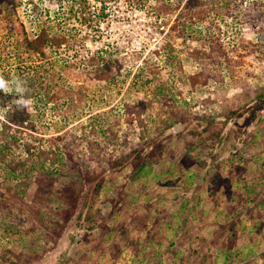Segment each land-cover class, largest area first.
<instances>
[{"label":"rangeland","instance_id":"374dc122","mask_svg":"<svg viewBox=\"0 0 264 264\" xmlns=\"http://www.w3.org/2000/svg\"><path fill=\"white\" fill-rule=\"evenodd\" d=\"M5 1L0 71L10 84L42 63L8 15L33 38L63 24L70 4L91 9L65 24L77 36L49 59L82 97L28 100L34 113L45 108L41 132L71 131L74 164L60 161L71 167L45 219L0 216V264H264V0H228L231 13L211 9L191 33L172 28L178 9L154 12L156 0H108L102 19L96 0L48 13L46 0ZM103 51L120 60L109 77L88 61ZM159 81L175 96L155 95ZM107 111L110 129H93L89 116ZM79 173L83 186L65 185Z\"/></svg>","mask_w":264,"mask_h":264},{"label":"trees","instance_id":"16d2710c","mask_svg":"<svg viewBox=\"0 0 264 264\" xmlns=\"http://www.w3.org/2000/svg\"><path fill=\"white\" fill-rule=\"evenodd\" d=\"M96 1L100 4L99 13L102 19L108 14V10H106L108 0ZM219 1L222 2L221 6ZM12 2L15 3L14 0ZM176 2L156 0L153 11L160 14L162 11L169 13L178 9L179 12L172 23V28L175 30H186L187 33H191L189 30L194 29L196 24L200 20L202 21L203 17H206L211 9L226 10L227 13H231L230 11L232 10L231 3L228 0H176ZM60 4H62V0H46L43 4L44 10L46 13L51 12V9L55 10ZM6 5L7 2L5 0L0 1V12L8 7ZM39 8L40 6L36 5L37 12ZM88 9H91V4L88 1L70 4L68 13L63 17V24H60L55 29H49L43 24L39 33L33 38L26 33V26L23 22L10 18L9 15L5 18L9 30L13 31L18 28L25 34L24 47L26 51L37 55L42 63H33L27 72H25L24 68L19 73L20 76L13 79L11 84L9 80L10 72L0 71V81H3V86H0V187L4 186L3 181L10 183L8 184L9 186H4V190L0 188V216L5 220L13 218L24 221L25 218L16 216V210L22 213L28 212L29 220L33 225L45 219L48 210H52L54 203L60 199L57 182L61 176L65 177L68 175L71 167L70 164V167H67L66 164L60 165V161L74 164L72 149L74 144L72 141L74 140L71 139L73 136L71 131L65 130L57 135L41 132L37 122L43 118L45 108L40 106L39 110L34 113L28 106V100L39 95L42 97L43 104L54 103L56 105L60 99L65 97H69L73 102V98L78 102L80 96L82 97L83 93L80 88L74 89L73 86L66 85L67 81L65 79L62 81L57 79L59 71L49 59L61 45L77 36L65 24H69L75 17L87 20ZM49 15L47 14V18H49ZM38 17L45 18L43 14ZM218 41L216 38L211 40L213 44L219 43ZM168 55L173 60L176 59V55L174 56L171 52ZM46 61L49 62L48 66L44 63ZM88 61L92 65L98 64L96 67L97 72L100 71L101 73V66L105 68L100 77H109L112 75L110 71L111 65L120 60L113 53L103 51L91 56ZM155 76L157 75L155 74ZM18 89H23V91H18ZM154 89L155 95H167L165 96L166 98L175 96L166 81H159ZM42 92L43 95L41 94ZM72 101L66 104L65 109L63 108L64 116H70L69 105L71 106ZM110 114L108 111L103 114L101 112L91 114L89 116L91 127L93 129L96 127L103 130L110 129L113 124ZM169 126L170 124H167L163 131H166ZM30 137L39 141L38 146L28 142ZM58 140L63 141L62 146H60L62 148L57 145L56 142ZM90 156L95 159L96 154L91 153ZM78 169L81 170L80 166ZM99 174H101V170L95 176ZM84 178L79 173L78 177H73L65 185L73 190H78L79 187L83 186ZM87 178L91 179V176L87 175ZM12 181H15V183ZM32 184H35V189L28 200L26 198L27 190Z\"/></svg>","mask_w":264,"mask_h":264},{"label":"clouds","instance_id":"9594fccd","mask_svg":"<svg viewBox=\"0 0 264 264\" xmlns=\"http://www.w3.org/2000/svg\"><path fill=\"white\" fill-rule=\"evenodd\" d=\"M0 86H3V81H0ZM18 91H23V89H18ZM27 103V101H25Z\"/></svg>","mask_w":264,"mask_h":264}]
</instances>
